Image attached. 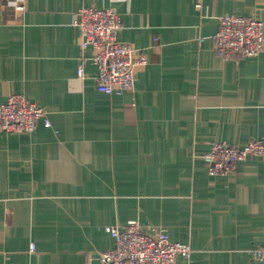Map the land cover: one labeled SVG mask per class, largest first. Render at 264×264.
Returning <instances> with one entry per match:
<instances>
[{"label":"crops","instance_id":"1","mask_svg":"<svg viewBox=\"0 0 264 264\" xmlns=\"http://www.w3.org/2000/svg\"><path fill=\"white\" fill-rule=\"evenodd\" d=\"M81 5L116 9L118 38L144 51L132 91L96 89ZM225 13L264 27V0H0V101L22 93L51 121L0 130V264H99L104 225L128 220L188 243L177 264H264V157L224 175L202 160L212 142L264 139V50L217 56Z\"/></svg>","mask_w":264,"mask_h":264},{"label":"built area","instance_id":"2","mask_svg":"<svg viewBox=\"0 0 264 264\" xmlns=\"http://www.w3.org/2000/svg\"><path fill=\"white\" fill-rule=\"evenodd\" d=\"M6 2L18 13L26 8V0ZM74 15L72 25L79 34L80 50L93 52L90 59L97 67L96 89L109 95L132 91L137 67L145 64L147 58L141 48L118 38L120 14L112 7L81 5ZM217 22L218 29L212 36L217 56H255L264 50L263 23L255 15L225 13L219 15ZM77 75L83 76V67L77 69ZM38 119L44 120L47 127L51 124L45 108L22 93L14 92L0 101V130L4 132L31 133ZM258 155L264 157L263 138L240 146L223 140L212 142L202 160L210 175H224L235 171L240 160ZM104 229L114 244L98 252L99 264H177L178 256L187 262L191 256L192 247L188 243L170 240L158 226L144 229L139 221L128 220L121 225L105 224ZM34 248L31 244L30 251ZM252 252L258 260L264 259V243Z\"/></svg>","mask_w":264,"mask_h":264}]
</instances>
